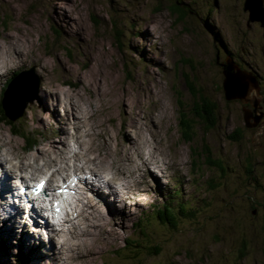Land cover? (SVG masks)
<instances>
[{"label":"rangeland","instance_id":"374dc122","mask_svg":"<svg viewBox=\"0 0 264 264\" xmlns=\"http://www.w3.org/2000/svg\"><path fill=\"white\" fill-rule=\"evenodd\" d=\"M244 1L0 0V100L14 74L23 71L20 74L31 82L17 81L8 94L14 117L20 112L22 116L10 120L12 124L0 118V132L12 137L19 156L42 146L47 135H54L56 121L66 122L72 114L65 101L50 104V85L60 95L77 93L81 106L92 114L88 124L93 120L99 129L104 130L103 124L108 128L99 139L108 137L111 148H120L126 136L142 142L133 124L150 127L149 120L157 119L161 132L148 131L153 137L147 132V138L159 144L163 161L149 166L153 175L141 173L137 180L126 175L135 193L119 197L125 207L118 206L121 202L115 207L122 211L118 223L105 232H73L68 264H264V27L248 24ZM173 5L181 11L173 12ZM10 37L28 46L25 58L1 50L14 46ZM10 55L16 57L12 64L7 61ZM230 60L235 71L257 81L258 88L249 93L240 81L238 99H228L224 89ZM6 70L13 72L2 80ZM94 95L97 106L92 104ZM49 96L56 99L53 93ZM203 99L216 105V124L210 130L194 114L204 110ZM39 106H45L44 111ZM56 109L63 116L58 118ZM39 111L48 119L42 120ZM183 120L194 126L192 142L181 135ZM80 125L61 127L75 132L81 142ZM145 146L150 149L149 143ZM93 152L104 155L105 150L89 149L88 154ZM8 165L19 171L14 160ZM71 165L66 172L85 176ZM145 179L151 184L147 196V185L139 183ZM178 188L181 198L171 201L169 195ZM180 202L188 213L180 212ZM165 203L173 207L174 226L153 220ZM147 214L149 222H139ZM14 241L0 234V264H18V256L22 264H43L34 251Z\"/></svg>","mask_w":264,"mask_h":264},{"label":"bare ground","instance_id":"6f19581e","mask_svg":"<svg viewBox=\"0 0 264 264\" xmlns=\"http://www.w3.org/2000/svg\"><path fill=\"white\" fill-rule=\"evenodd\" d=\"M8 41L14 46L9 48L3 47L1 50H3L4 53L7 51H16V53L18 52L17 57H26L23 51L26 49L28 50V46L21 45L20 40L13 39L12 37H10ZM30 54L34 56L32 53ZM15 58L16 57L10 55L7 61L12 64ZM1 62L3 63V61ZM41 63L43 62L41 61ZM11 72L13 71L7 72L6 70L2 80H4V78H6V76ZM21 72L23 71L14 74L10 80H8V82H10L16 76H19ZM99 88L100 87L96 85V89ZM238 89L240 91L242 90L240 86H238ZM51 93H53L54 96L56 95V99H54L52 96H49ZM61 94L62 95H60L59 91L54 89L52 85H50V87L48 86V94L46 96L51 97L49 100L53 99V102L50 104L55 106L56 104L54 103L59 101L57 99H60L63 102L65 101L70 107L72 114L70 115L69 120L66 122H58V120H60L58 119L56 121L57 129L54 130V135H47L46 139L40 142L42 146L35 148L32 153H24L23 156H19V152L15 151L13 148V146L16 145L12 137L10 138L7 136V133L0 132V193L3 192L0 194V234H6L7 237L12 238V242L17 239L19 247L22 245L28 252L34 251L33 253L36 255L35 257H38L39 260H42L43 264H68L66 262L68 258L67 255H71V251H74L73 243L69 242L70 237L74 238L73 232L81 230L79 236L87 234L92 229L105 232L112 227L114 222L118 223L119 221L117 220V216L122 213V211L115 209L119 202H121L119 197L126 198V196L124 197L123 195L124 193L128 194L129 192H132L133 195L135 193L133 188L135 185L132 186L126 182L128 181L126 175H130L131 177L141 173V175H143L145 172L153 175L149 166L159 164L160 161H163L160 158L162 151L160 150L158 152L157 150V145L159 144L157 142L155 143L152 139L150 142L149 138H147L148 131L152 132L153 135L160 132L159 128L155 126V121H157V119L153 121L149 120V124L152 123V126L150 127L146 126L145 124H133L134 133L137 137L143 138L142 142L140 140L137 141L132 139L131 136H126V140H121L118 143L120 148L114 149L111 148L108 137L102 138V140L99 139L105 135V132L108 129L102 123L103 121H101L100 124H103L104 130L96 127V125L93 123V120L90 124H88L87 120L92 119V114L90 115L88 112H86V108L81 106L83 103L80 98H77V93L75 96L72 95L70 97L66 96L65 93ZM244 98H240V100H243ZM82 100L86 101L83 98ZM92 100V104L97 106L99 98L97 99V97L94 95ZM86 103L91 105L89 102ZM54 106H51L53 110ZM60 106L61 104L59 107ZM39 107L40 109L42 108V111H44L45 106ZM57 110L58 109H56V114L58 115V118L59 116H63L64 108L62 109L63 114L61 115L59 112H57ZM42 111H39V115L43 116L42 120H47L49 116H47L45 113H42ZM102 118L103 117L101 116V119ZM96 120H99L97 115ZM75 123H81L79 126L82 131L81 142L78 140L75 132L65 131L61 127ZM158 123L162 124L161 118L158 119ZM158 127H162V125H158ZM155 129L156 132H154ZM150 132L148 133L152 136ZM87 138H89L90 141ZM98 139L99 147L96 149L94 145ZM145 143H149L150 149L146 148ZM7 145L11 146L7 147ZM101 148H104L105 150L104 155L111 157L112 160H106L103 157L104 155H99L94 152L91 155L88 154L89 149H93L97 153H100ZM4 150H8L7 154H3L2 151ZM117 152L119 159H117V156L115 155ZM111 153H113V156ZM138 158H141L140 160L142 162L134 164L136 162L135 159ZM29 159H32L35 163L28 164L27 162H29ZM12 160H14V163H17L16 167L19 169V171L16 172V169L13 165L9 167L8 164H11ZM51 160L54 161V165L47 168L49 165L47 163H49ZM72 163L75 165L74 168L78 166L76 171L85 174V182L82 190L77 193L78 200L74 210L67 215L66 221L64 223L65 226H71L68 228V230H65L64 228H58L49 232V230L46 228L47 224L45 218L39 212V210L32 209L30 214L25 218L23 215L26 212L22 207H20V205H18L17 201L8 202V200L5 199V191L12 192L13 197H15V193H13L15 188L14 185L16 184L14 181L15 177H29L32 180L37 176L48 173L49 186L52 187V183L57 177H60L63 174H66L64 177L68 176L69 172L66 171H69V169L72 168ZM25 173H27V175H25ZM137 179L140 178L136 176L135 180ZM139 183L147 185V187L143 189L144 196H147L151 191L149 190V187L151 186L149 180H140ZM146 200L147 199H142L143 202ZM81 202L83 205H81ZM107 204L111 208H107ZM118 206L125 207L123 200ZM131 212L133 213V210H131ZM34 215L39 217L40 222H38ZM120 221L124 222L123 218H120ZM78 225L80 226L79 228H77ZM44 231L48 232V240L43 239ZM103 234L105 235V233ZM53 236L57 238V240L55 239V242H53ZM26 242L29 244V246H27ZM44 248H46V250H44ZM86 250L87 249L85 248L84 252Z\"/></svg>","mask_w":264,"mask_h":264},{"label":"water","instance_id":"95a60500","mask_svg":"<svg viewBox=\"0 0 264 264\" xmlns=\"http://www.w3.org/2000/svg\"><path fill=\"white\" fill-rule=\"evenodd\" d=\"M244 10L249 12L248 24L250 22H259L260 25L264 27V0H245ZM229 62H230V66H229L230 72L226 73L227 74L226 81L224 82V89L226 91V95L228 99H238L239 98L238 91L240 90L238 89V86H239L238 84L240 83V81L244 83L243 88L246 91V93L247 92L249 93L251 90L258 88L257 81L254 77L250 76L249 74L241 70L235 71L236 66L234 62L232 61H229ZM26 76L27 75L20 74L19 76H16L15 78H13L9 83L11 90H9V86H8V89L4 91L5 92L4 98L2 99L1 103L5 110L4 111L5 114L9 117L11 121L16 120L18 117H21L23 112L16 113L17 115H15L14 117L12 112H15V110L9 105L8 94L10 93L9 91H12L13 85L17 81H23L24 84L25 82H27V84L31 86V82L25 79ZM241 98H244V97L241 96ZM243 101L244 99L242 100V102ZM8 108L10 111L8 110ZM245 119L247 120L248 118L245 116Z\"/></svg>","mask_w":264,"mask_h":264},{"label":"trees","instance_id":"16d2710c","mask_svg":"<svg viewBox=\"0 0 264 264\" xmlns=\"http://www.w3.org/2000/svg\"><path fill=\"white\" fill-rule=\"evenodd\" d=\"M171 10L173 12H177V11L180 12L181 11V9L179 8L178 5H173ZM203 102H205L204 99H203ZM205 103L206 104H204V110H201V111L199 110L198 112L195 111L194 114H196V116H198V118L201 119V123H203V126L206 129L210 130L216 124L215 118H214L216 105L210 101L205 102ZM0 114H1V121H6V123H8V124H12L9 117L5 114L3 108H1V100H0ZM193 127L194 126H192L190 124L184 123V120L181 122L180 131H181V135L186 139V142H192L193 141L192 140L193 134L195 132ZM15 132H16L15 134H20L18 131H15ZM27 142H28V139H27ZM212 165H218V163L212 161ZM181 196H182V191L180 188H178L169 195V199H171V201H175V200L180 199ZM162 209L163 210L158 209L154 212V215H152V217H154L153 220H155V221L157 220V222L159 220L161 223H162V221L166 220L168 224L174 226L175 223H173V220H174V222L176 221L175 217L173 215H170L173 212L172 205L170 203H165V204H163ZM180 212L181 213H184V212L188 213L189 212V210L187 208H185L184 203H181V202H180ZM148 217H149V214H147V216H145L146 220L144 218V219L139 220V222L148 223L150 220V219H148ZM127 244H128V242H127ZM124 248H127V247L125 246ZM21 260H22L21 257L18 256V264H22Z\"/></svg>","mask_w":264,"mask_h":264},{"label":"snow or ice","instance_id":"6c2138e0","mask_svg":"<svg viewBox=\"0 0 264 264\" xmlns=\"http://www.w3.org/2000/svg\"><path fill=\"white\" fill-rule=\"evenodd\" d=\"M44 187H45V181L44 180H41L38 184H36L35 185V189H36L37 194H39L41 191H43L44 190ZM23 191L24 190L21 189V192H23ZM64 191H66V189H64ZM44 194L45 195H48L47 192H45ZM57 210H59L58 207H57Z\"/></svg>","mask_w":264,"mask_h":264}]
</instances>
